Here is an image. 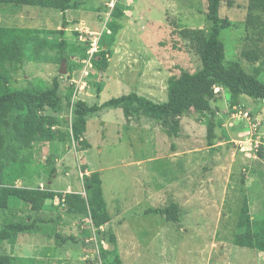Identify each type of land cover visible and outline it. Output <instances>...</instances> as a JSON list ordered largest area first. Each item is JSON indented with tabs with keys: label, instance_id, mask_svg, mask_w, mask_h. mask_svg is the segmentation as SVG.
I'll return each instance as SVG.
<instances>
[{
	"label": "rangeland",
	"instance_id": "374dc122",
	"mask_svg": "<svg viewBox=\"0 0 264 264\" xmlns=\"http://www.w3.org/2000/svg\"><path fill=\"white\" fill-rule=\"evenodd\" d=\"M116 3L124 17L123 29L115 36L107 22ZM248 4L249 0H224L220 15L232 25L223 30L221 38L227 60L252 72L264 63L253 66L240 56L249 34L245 25ZM73 5L77 8L66 12L68 47L83 43L80 35L86 39L115 37L107 69L100 72L94 67L93 79L89 77L85 88L76 91L74 100L103 104L136 92L164 102L169 80L179 77L181 68L195 72L201 67L199 57L178 31L209 26L206 0H73ZM64 19L55 10L24 7L17 14L1 11L0 28L18 25L60 30ZM38 36L49 42L32 50L34 59L16 75L17 85L26 88L43 82L50 86L58 79L64 95L76 84L82 68L73 73L72 80L69 73L60 75L57 39L44 33ZM68 47L67 68L69 62L82 64L81 55ZM95 82L103 85L100 100ZM217 88L222 97L213 103V109L221 126L213 147L208 145L206 120L195 110L181 117L177 137L169 136L158 121L144 115L128 120L121 109L106 110L87 118L83 142L77 143L71 134L72 110L63 105L57 114L60 139L36 148L29 175L16 185L43 186V190L63 195L78 192L89 198L83 179L90 172L80 171L86 164L100 173L112 220L96 229L90 217L70 216L55 199L47 202L44 213L53 220L52 225L27 233L9 231L7 225L23 220L29 210L0 211L4 252L18 258L19 264H104L101 250L108 261L118 257L123 264H264V253L233 244L245 196L252 215H264V100L242 96L240 105L231 109L228 92ZM245 112L259 124L254 139L260 147L249 140L251 127L241 115ZM171 205L178 207L181 224L145 213Z\"/></svg>",
	"mask_w": 264,
	"mask_h": 264
},
{
	"label": "trees",
	"instance_id": "16d2710c",
	"mask_svg": "<svg viewBox=\"0 0 264 264\" xmlns=\"http://www.w3.org/2000/svg\"><path fill=\"white\" fill-rule=\"evenodd\" d=\"M206 1L209 26L205 29L183 27L178 31L180 37L190 44L199 57L201 67L195 72L181 68L180 76L169 80L167 101L156 102L133 92L111 98L103 104L89 105L83 100H73L76 91L74 84L62 95L58 79L50 86L41 82L31 83L32 86L26 88L19 87L15 79L24 64L34 59L32 50L41 42H49L41 40L39 33L57 39L59 63L67 58L66 12L77 8L73 5V0H0V12L17 14L24 7H40L58 11L65 16L64 29L60 30L0 28V211H13L21 207L30 212L23 220L10 222L7 225L9 231L36 233L41 226L52 225L53 220L46 218L44 213L47 202L55 199L60 200L63 209L70 216L90 217L96 229L110 224L112 220L103 195L100 173L91 171L86 164L81 166L80 171L90 172L83 179L92 196L89 198L78 192L63 195L39 187L16 185L18 180L29 175L36 148L60 139L57 127L61 122L57 114L62 111L63 105L72 110L71 134L77 143L83 142L87 118L106 110L121 109L128 120L140 118L141 115L154 119L172 137H177L181 132V117L195 110L206 120L208 145L213 147L218 138L216 130L221 126L213 103L222 97L215 93V87L220 86L228 92L231 109L240 105L242 96L254 101L264 100V66L259 65L260 62L264 63V0H249L247 8L245 25L249 34L240 56L250 65H259L252 72L245 70L237 61L227 60L226 46L221 36L223 30L230 28L232 24L228 18L220 15L224 0ZM123 17L124 10L116 3L111 12V20L107 22L108 30L115 36L123 29ZM114 38H100L99 50L93 55L94 67L100 72H105L108 67ZM87 44L78 41L69 46L68 50L78 52L83 60L86 58ZM81 68L82 64L69 62L68 79L72 80L73 73ZM94 85L96 97L100 100L102 82H95ZM145 213L161 215L169 222L181 224V215L175 205L148 209ZM2 235L0 234V264H19L18 258L4 252L5 240ZM111 239L114 237L111 236ZM233 244L264 253V215L257 218L252 215L247 196L243 198ZM100 257L104 264H123L118 257L108 261L102 250Z\"/></svg>",
	"mask_w": 264,
	"mask_h": 264
},
{
	"label": "built area",
	"instance_id": "2783aa9c",
	"mask_svg": "<svg viewBox=\"0 0 264 264\" xmlns=\"http://www.w3.org/2000/svg\"><path fill=\"white\" fill-rule=\"evenodd\" d=\"M110 32V31H109ZM80 41L81 42H84V43H88L87 46V52H86V58L82 60V65H83V68H82V71L80 73V77L78 80H75V83L74 86L76 88V91L78 89H84L86 84H87V81L90 77V74L92 73V70L94 68V63H93V55L98 52V49H99V41H100V38H95V39H86L84 38L82 35H80ZM222 89V88H221ZM76 91H75V97H76ZM218 91L219 88H215V93H219ZM74 100V99H73ZM241 115H243V117L248 121V124L250 125L251 127V136H250V141L252 144H255V147H260V142L257 141L256 139H254V131H256V128L258 127V122L253 119L250 115L249 112H245L244 114L241 113ZM43 188V186H42Z\"/></svg>",
	"mask_w": 264,
	"mask_h": 264
},
{
	"label": "water",
	"instance_id": "95a60500",
	"mask_svg": "<svg viewBox=\"0 0 264 264\" xmlns=\"http://www.w3.org/2000/svg\"><path fill=\"white\" fill-rule=\"evenodd\" d=\"M59 74L60 75H67L68 74V68H67V62L66 59H64L61 63L60 69H59Z\"/></svg>",
	"mask_w": 264,
	"mask_h": 264
},
{
	"label": "crops",
	"instance_id": "0c3cea01",
	"mask_svg": "<svg viewBox=\"0 0 264 264\" xmlns=\"http://www.w3.org/2000/svg\"><path fill=\"white\" fill-rule=\"evenodd\" d=\"M12 27H19V28H33V27H31V26H18V25H14V26H12ZM242 99V98H241ZM75 101V100H74ZM256 120V119H255ZM47 207V205L45 206V210L47 209L46 208ZM104 227V226H103ZM101 229V228H100Z\"/></svg>",
	"mask_w": 264,
	"mask_h": 264
},
{
	"label": "clouds",
	"instance_id": "9594fccd",
	"mask_svg": "<svg viewBox=\"0 0 264 264\" xmlns=\"http://www.w3.org/2000/svg\"><path fill=\"white\" fill-rule=\"evenodd\" d=\"M251 115V114H250ZM252 117V116H251ZM254 119V118H253ZM41 189H43V188H41ZM102 228V227H101Z\"/></svg>",
	"mask_w": 264,
	"mask_h": 264
}]
</instances>
